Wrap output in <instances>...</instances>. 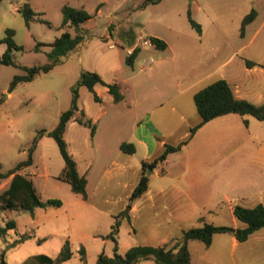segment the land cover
I'll return each instance as SVG.
<instances>
[{
	"label": "rangeland",
	"instance_id": "rangeland-1",
	"mask_svg": "<svg viewBox=\"0 0 264 264\" xmlns=\"http://www.w3.org/2000/svg\"><path fill=\"white\" fill-rule=\"evenodd\" d=\"M144 1L3 0L0 4V55L8 48L3 43L8 28L15 30V42L22 48L12 51L18 66L0 64L3 172L27 159L28 149L41 130L49 132L58 125L61 114L71 106L72 87L83 72H96L105 82L119 84L124 95L117 103L107 87L98 84L95 88L101 98L98 102L86 86H81L78 105L86 118L93 120L95 131L92 133L91 127L71 121L66 134L69 151L77 158L80 173L91 169V201L106 213L98 225L69 226L71 218L77 215L73 211L74 201L80 196L69 184L57 179L63 172L64 160L56 141L45 136L38 143L29 171L44 201L62 202L59 215L64 222L56 234H49L51 231L42 227L36 232L37 239L28 242L25 253L18 257L33 252L36 246L48 256L55 254L63 241L81 228L101 233V239L110 241L108 235L116 218L120 221L117 240L121 254L135 245L172 247L186 230L202 226L204 221L241 227L243 224L234 215L235 206L252 207L260 203L264 192V120L230 114L199 130L190 145L174 155L187 164L169 165L165 178L152 180L151 195L141 199L140 212H130L132 203L128 197L132 185L137 184L135 170L145 154V147L136 144L133 133L145 137L149 147L160 153L165 143L177 145L186 140L190 128L200 122L192 91L204 86L182 94L174 82L177 75L194 72L193 69H210L213 76L209 83L227 79L234 90L239 88L240 97L264 104V0H162L140 8ZM25 4L36 14L29 25L19 12ZM66 4L85 8L93 17L81 26L84 42L63 63L41 73L32 82L20 84L12 97H8L13 78L26 74L23 66L46 64L52 50L50 45L63 32L79 34L74 27L61 28L62 8ZM189 9L202 25L201 35L189 23ZM253 9L257 17L246 26L242 36L243 19ZM150 34L166 41L168 48L160 50L145 45L144 40ZM136 48L140 52L129 65L128 51ZM247 60L258 65L248 68ZM149 61L153 70H141ZM81 117L77 112L76 118ZM118 141L134 144L136 152H122L116 146ZM122 166L128 168L123 171ZM7 181H2L0 186ZM200 182L212 195V212L195 202L186 209L183 196L155 193L160 183L171 188L176 183L181 187ZM9 220H15L19 228L25 229L32 218L25 210H0V228L6 227ZM12 234L15 236L14 231ZM45 238L46 241L39 243ZM101 239L86 240L90 258L100 250L113 254L114 243H101ZM189 248L191 264H264V229L248 241L238 242L236 247L231 234L220 233L214 236L209 248L197 240L190 241ZM139 264L156 263L147 260Z\"/></svg>",
	"mask_w": 264,
	"mask_h": 264
},
{
	"label": "trees",
	"instance_id": "trees-1",
	"mask_svg": "<svg viewBox=\"0 0 264 264\" xmlns=\"http://www.w3.org/2000/svg\"><path fill=\"white\" fill-rule=\"evenodd\" d=\"M2 1L3 0H0V4ZM161 1L162 0H146L143 6L158 4ZM19 12L23 14L27 25H29L36 15L29 4H25L23 8L19 9ZM62 12L63 21L61 28L66 30L67 28L74 27L77 31H80L81 26L92 18V15L86 9L72 7L67 4L63 6ZM256 16L257 11L255 9L251 10V12L245 16L242 22V36L244 35L246 26L252 23L256 19ZM187 17L191 26L201 35L203 32L202 25L193 18L191 9L188 10ZM14 37L15 30L11 28L6 29V36L3 43H6L8 48L3 55H0L1 65L18 66L15 63L12 51L21 50L22 48L16 44ZM84 40L85 37L81 31L76 36H73L69 31L63 32L62 35L50 45L52 50L48 54V62L40 66H23L22 69L26 74L16 75L13 78L8 93H12L19 84L32 82L41 73H48L55 66L63 63L67 56L79 47ZM149 40L157 49L166 50L168 47L167 43L160 38L150 37ZM138 53L139 49L136 48L131 54H128L127 63L129 65L133 64ZM246 62L248 68H253L257 65L255 62L249 60ZM98 84L107 87L108 92L112 95L115 102L118 103L124 99L119 84L105 82L101 75L96 72H83L79 82L72 87L71 106L67 111L61 114L58 125L52 131L48 132L46 130H41L38 133L31 147L28 149V158L26 160L18 163L14 168L6 172L2 171L0 165V183L5 180H10L7 188L0 193V210H25L33 214L37 208L62 206V202L57 199H48L44 201L36 189L34 181L28 175L21 173V171L33 165L34 152L37 149L39 141L45 136L51 137L56 141L64 160L63 172L57 179L68 183L75 194L81 195L84 199L88 198V179L86 176L80 175L77 161L69 151L65 133L68 124L74 118L79 124L91 127L92 133H94L95 126L90 119L86 118L85 112L80 109L78 100L79 88L81 86H86L89 91L94 94L95 100L100 102L101 98L95 91V86ZM194 100L201 118L200 122L196 126L190 128V134L186 140L177 145L165 143L163 151L155 160L149 164H143V173L137 187L130 197V203L142 197L148 191L150 177L147 175V168L150 167L154 169L158 164L165 162L171 154L181 151L183 147L188 145L197 131L207 123L229 114H238L240 116L251 115L259 120H264V104L256 105L248 100L238 98L231 88V85L225 79L217 80L198 91L194 96ZM77 112L81 113V118H76ZM121 150L127 154H134L136 152L135 145L126 142L121 144ZM234 215L243 224L241 227L217 226L204 221L202 226L186 230L183 236L177 240L172 247H168L167 245H136L129 248L125 254L119 252L117 235L119 233L120 221L116 218L115 224L112 225L111 233L108 235V238L114 243L113 255L110 256L102 252L96 264H139L147 260H153L156 264H191L192 253L189 248V242L192 240L200 241L209 248L216 234L229 233L238 242L244 243L248 241L255 232L264 229L263 204H258L254 207L237 205L234 208ZM16 228V221L9 220L6 227L0 228V237L5 236L9 230H14ZM30 237L31 236L28 234H23L16 244L23 243ZM79 251L81 260L85 264L87 262L86 249L82 246ZM72 254L70 241L67 240L55 260H51L47 257L43 258L52 263L59 264L69 260ZM0 264H7L4 259V254H0Z\"/></svg>",
	"mask_w": 264,
	"mask_h": 264
},
{
	"label": "crops",
	"instance_id": "crops-1",
	"mask_svg": "<svg viewBox=\"0 0 264 264\" xmlns=\"http://www.w3.org/2000/svg\"><path fill=\"white\" fill-rule=\"evenodd\" d=\"M144 2L142 3L141 6H139L140 8H146L148 6V5L143 6ZM100 6H102V4L99 5L98 7H100ZM92 18L89 21H87L86 23H84V24H88L92 20ZM147 36H148V37H146L147 39H149L150 37L160 38L157 35H153V34H150V35H147ZM132 44H135L134 41H132ZM167 45H168V43H167ZM135 46H136V44L134 45V47ZM134 47H132V49ZM132 49H130L129 51H132ZM129 51H128V54H129ZM150 63H152V61H149L146 64L142 65V67H141L142 69L141 70L144 71V70H147L148 68L150 70H153V68L150 65ZM165 63H170V62H165ZM255 67H253V68H255ZM193 70H194V72H192L190 70L186 74H179V75H177L175 77L174 82H175V84H177L176 88L178 87L179 91L182 94L187 93L188 91H192L193 89H196L199 86H204V87H199L200 89H198V90L196 89V90L192 91V95L195 96V94L198 91H200L203 88L207 87L208 85L212 84V82L209 83V80L213 76L212 75V71L210 69L200 68V69H193ZM225 80H227V79H225ZM96 86H95V88H96ZM231 88L233 89L232 86H231ZM233 91H234L235 95L238 98L243 99L242 97H240L239 88L237 90L233 89ZM12 93L8 94V97H12V95H13ZM256 105H259V104H256ZM174 108H175V106H174ZM229 115H225V116L216 118L213 121H211V122L207 123L206 125H204L199 130L203 129L204 127H206L207 125H209V124H211V123H213L215 121H219V119H225V118L229 117ZM150 120H151V118H150ZM71 121H75V118L72 119ZM69 124H68V126H69ZM152 124L153 123H151V125ZM93 125H94V123H93ZM67 129H68V127H67ZM198 131L195 134V136L190 140L188 145H190V143L197 137ZM66 134H67V130H66V133H65V139H66ZM133 137L135 138L134 140H135L136 144L138 143L139 145L145 147V154L141 157L140 163L138 164V167L135 170L136 171L135 174H136L137 184L136 185H134V184L132 185V187H131L132 191H131V194H129V197H128L129 200H130V197H131L134 189L137 187V185H138V183L140 181V178L142 176L143 164L144 163L145 164L151 163L163 151V149H162V151L160 153H155V151H153L149 147V144H148L146 138L145 137L144 138L143 137H139L137 135V133H135V134L133 133ZM124 142L125 141H118V144L116 146L119 147L120 150H121V144L124 143ZM68 147H69V145H68ZM185 147H183V149ZM163 148H164V145H163ZM35 152H34V155H35ZM177 153L171 154L165 162L158 164L153 169L152 174L149 176L150 177V182H149L148 191L142 197H140L138 199H135L133 202H131L132 203L131 208H130V212L131 213L140 212V210H141V199L151 195V192H152V186H151L152 180L165 178L166 174H168L167 168L169 167V165L172 166L173 164H177V165H180V166H184V165L187 164V161L186 162H181L177 157L174 156ZM34 155H33V159H34ZM73 156H74L75 160L77 161V158L75 157L74 154H73ZM114 163L115 162L113 161V164ZM33 164H34V161H33ZM77 164H78V162H77ZM29 168L30 167H28L25 170L21 171V173L28 175L33 180L32 175H31V173L29 171ZM122 168H123V171H124L128 167L122 166ZM90 170L91 169H89V171L86 172L85 174H83V173L81 174L80 173V169H79V165H78V171H79L80 175H84L88 179V185H87L88 198L84 199L81 195L77 194V195L80 196V199L74 201L76 206L73 209V211L77 215H75V217L71 218V220L69 221V226H72L73 224L80 225L81 227H87V226L91 227L92 224L98 225L97 224L98 220H101L100 217L103 216V213H106L102 209H99L98 207H96L93 204V202L91 201V199H90V197H91L89 195V188H90V175H89V172H90ZM9 182H10V180H8L2 186H0V187H2V188H0V191L6 189L7 186L9 185ZM34 184H35V182H34ZM159 185H160L159 190H157L155 192V193H157V195L163 196V195L170 194V196L174 195L177 198H180V197L183 198L184 197V199L186 201V209L189 208L188 205L191 204V202H195V204H203L204 208L208 209L207 210L208 212H212V210L210 209L211 208L210 206H211V204L213 202L212 199H211L212 195H210L211 193H207L206 192V189L203 188V186H204L203 183H201V182L200 183H192L190 186L188 185V186H181V187L179 186V184L176 183L171 188L169 186H167L166 184H164V183H160ZM175 185H178V186H175ZM35 186H36V184H35ZM36 189L38 190L37 186H36ZM174 190H176L177 192L175 194H172V191H174ZM262 193H263L262 196L259 198L260 203H258V204H263L264 205V192H262ZM258 204H256V205H258ZM252 207H254V206H252ZM62 208H63V206H61L60 208L59 207L58 208H53V207L37 208V209H35L34 213L31 214L32 220H31V223L29 224V226H26L25 229H21V228H19L18 224L16 223L17 224V228L16 229L9 230L5 236L0 237V254H4V259H5L6 263L7 264H55V263L50 262L47 259H44L43 257H47V258H49L51 260H55L56 257L60 254V252H61V250H62V248L64 246V243L67 240H69L70 241V245H71V250H72V253H73L72 257L69 260L61 262L59 264H84L82 262V260H81V254H80V251H79L82 246L86 249V254H87V262L85 264H96L99 255L102 252H105V251L104 250H100V251H98V253H96L94 256H92L90 258V251H89L88 245L86 244V240L91 238V239H94V241H97L98 239H101L100 237L102 235H101V233H97V232H92V231L87 232L84 228L83 229L81 228L78 233H75V235H71L70 237L68 236V239L63 241V243L61 245V249L57 250L55 252V254H52V255L48 256V255L44 254L41 251L40 247L36 246L37 248L33 252H30V253H28L26 255L18 257L19 254L25 253L24 252L25 245L28 242H31V241H34V240L37 239L36 232L39 231L42 227H47L48 230L51 231V233H49V234H56L58 232V226H60L64 222L63 218H61L60 215H59V213H60L59 211ZM111 225H112V221H111ZM111 229H112V227H111ZM261 230H259V231H261ZM12 231L15 232V236H13ZM259 231H257V232H259ZM59 232H63V230H61ZM257 232H255L253 235H255ZM23 234H28L31 237L28 240H26L25 242H23V243L16 244L17 241L19 240V238L21 237V235H23ZM61 234L65 235L64 232L61 233ZM42 241H46V238L45 239H40L39 243H41ZM110 241H112V240H110ZM110 241L108 239H101V243L109 244ZM237 243H238V241L235 239V247H236ZM12 244H15V245H12ZM164 244H166V243H164ZM96 247H98V246H96ZM107 255H109V254H107ZM112 255H110V256H112Z\"/></svg>",
	"mask_w": 264,
	"mask_h": 264
},
{
	"label": "built area",
	"instance_id": "built-area-1",
	"mask_svg": "<svg viewBox=\"0 0 264 264\" xmlns=\"http://www.w3.org/2000/svg\"><path fill=\"white\" fill-rule=\"evenodd\" d=\"M144 44H145V45H148V46H153L152 43H151V41H150L149 39L144 40ZM133 51H134V50H133ZM133 51H129V54H131Z\"/></svg>",
	"mask_w": 264,
	"mask_h": 264
},
{
	"label": "water",
	"instance_id": "water-1",
	"mask_svg": "<svg viewBox=\"0 0 264 264\" xmlns=\"http://www.w3.org/2000/svg\"><path fill=\"white\" fill-rule=\"evenodd\" d=\"M152 171H153V169H152V168H150V167H148V169H147L148 176H150V175H151Z\"/></svg>",
	"mask_w": 264,
	"mask_h": 264
}]
</instances>
